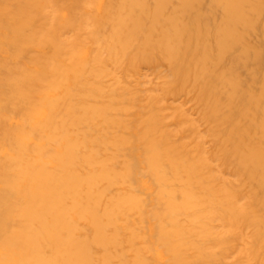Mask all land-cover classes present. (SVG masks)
<instances>
[{"label":"bare ground","instance_id":"1","mask_svg":"<svg viewBox=\"0 0 264 264\" xmlns=\"http://www.w3.org/2000/svg\"><path fill=\"white\" fill-rule=\"evenodd\" d=\"M0 264H264V0H0Z\"/></svg>","mask_w":264,"mask_h":264}]
</instances>
